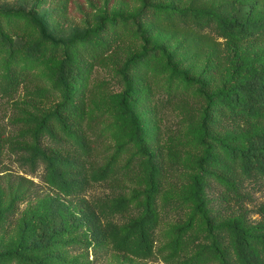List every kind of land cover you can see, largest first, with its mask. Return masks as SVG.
Returning <instances> with one entry per match:
<instances>
[{
    "label": "trees",
    "instance_id": "obj_1",
    "mask_svg": "<svg viewBox=\"0 0 264 264\" xmlns=\"http://www.w3.org/2000/svg\"><path fill=\"white\" fill-rule=\"evenodd\" d=\"M51 1L63 23L69 0ZM7 153L77 197V224L114 250L151 257L162 211L175 210L176 264H264V201L254 224L232 210L252 198L246 182L264 183V0H126L65 40L38 15L0 8V161ZM103 182L112 195L86 197ZM55 228L46 242L23 232L0 264H65L37 258L67 232Z\"/></svg>",
    "mask_w": 264,
    "mask_h": 264
},
{
    "label": "rangeland",
    "instance_id": "obj_2",
    "mask_svg": "<svg viewBox=\"0 0 264 264\" xmlns=\"http://www.w3.org/2000/svg\"><path fill=\"white\" fill-rule=\"evenodd\" d=\"M125 2L126 0H69L68 18L63 23L56 22L53 16H50L53 10V2L51 0H0V8H21L38 15L46 24V30L49 35L56 39L65 40L82 33L87 27L91 26V23L96 20L100 13L105 10L118 8ZM97 74L98 77L108 76L106 69L103 68H98ZM110 86L112 87L113 84ZM11 111V109H8L4 118L9 128L14 127L10 124L8 118ZM174 120V114L171 113L167 122L174 125ZM175 173L172 172V174ZM20 174L31 177L33 182H26L22 188H19L18 185L22 182L19 179ZM42 174V167L39 168L35 175L25 173L14 154L7 153L1 159L0 189L5 190V195L0 197V253L9 251L15 241L19 242V238L25 231L31 234V240L46 242V239L51 237V234L57 229H54V227L62 225L66 227L67 232H63L62 237H59L51 248L40 251L37 254V258L40 257L41 259L43 255L52 254L53 258L58 257L59 263L61 258V262L65 264H176L177 257H170L171 248L168 243L173 237L174 223L181 218L179 214L181 211L174 210L169 214H164L162 211V216L156 229L155 253L148 258H137L128 253L114 250L105 238L98 234L95 235L94 232L92 233V230L86 224L78 225L76 216L82 214L78 198L75 196H60L55 189L51 188L43 180ZM172 178L173 175H171L170 179ZM134 186L135 183L128 182L125 188L127 193ZM164 186L166 187L165 181ZM218 189L216 187L212 193L209 191V194H216ZM246 189L250 191L252 198L245 200L242 207L236 205L232 210H247L245 214L246 220L254 224L261 217L257 208L264 201V183L246 182ZM111 190L108 182L97 183L88 190L86 197L112 195ZM14 196H17L16 201L12 200ZM49 197L56 200L60 198L65 204L61 205L60 201L53 204ZM160 201L161 197L159 198V204L161 203ZM11 202L13 204L16 203L17 210L8 219L5 216V210L9 208V205L12 204ZM215 204H217L216 201ZM67 210L71 214L66 217L64 212ZM34 212L46 213V216L42 215L39 220L32 222L33 224H38V227L35 228L36 230L30 224H26L27 218L33 215ZM182 217H185V214H182ZM68 218L70 223H67ZM125 218V215L117 216L119 220H124ZM43 230L46 233L42 235L41 232ZM89 241L92 243L91 246L87 244ZM203 242H207V240ZM33 256L35 255L33 254ZM215 263L216 260H212L207 264ZM11 264H15V262ZM30 264L36 263L30 262Z\"/></svg>",
    "mask_w": 264,
    "mask_h": 264
}]
</instances>
